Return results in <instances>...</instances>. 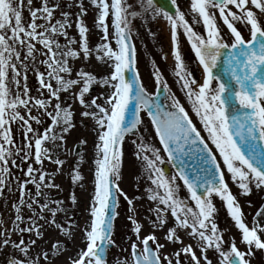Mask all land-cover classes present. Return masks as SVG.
<instances>
[{"label":"snow or ice","instance_id":"1","mask_svg":"<svg viewBox=\"0 0 264 264\" xmlns=\"http://www.w3.org/2000/svg\"><path fill=\"white\" fill-rule=\"evenodd\" d=\"M171 4L175 11L170 13L155 0H138V8L129 0H87V4L73 0L67 9L63 0H0V197L11 193L13 184L19 193L18 202L11 205L15 213L11 229L0 220V264H56L66 252L59 242L34 255L45 225L54 226L72 242L76 230L82 233V247L65 264H109L107 254L119 247L113 237L121 197L133 213L128 220L135 239L129 237L130 251L122 249L129 252V259H117L116 264H213L209 250L218 255V264H251L256 251L264 252V204L249 225L228 183L244 197L264 193V0H190L188 13L177 0ZM90 9L102 34L94 47L85 20ZM149 17L161 18L169 27L175 82L199 127L155 61L154 94L140 77L133 20ZM73 27L78 38L69 35ZM181 34L202 69L199 81L182 55ZM93 57L106 68L99 78L86 69H73L72 61ZM30 72L39 85L36 96L28 83ZM94 86L101 88L96 96L91 94ZM161 93L170 101L166 106L160 102ZM63 94L78 101L81 115L94 122L96 135L94 192L82 226L67 215L64 201L51 199L45 191L59 190L60 185L43 165L48 161L62 172L66 161L54 156L53 149L65 147L67 134L76 127L72 106ZM142 114L149 119L159 147L142 135ZM14 126L23 136L20 143ZM133 136L136 159L150 182L147 199L156 205L153 230L143 236L144 226L134 215V199L139 197L129 198L120 187L123 146ZM166 163L174 174L165 172ZM17 168L21 176L14 174ZM68 175L71 185L83 187L79 167L69 169ZM29 185H34V192ZM216 198L238 229L243 251L235 236L225 241L216 222ZM69 199L73 206L78 204L74 192ZM25 208L31 212L27 221ZM61 212L67 224L58 222ZM165 228L161 243L154 232ZM181 231L195 243L185 244ZM25 233L34 238L26 241ZM168 245L180 247L164 254Z\"/></svg>","mask_w":264,"mask_h":264},{"label":"rangeland","instance_id":"2","mask_svg":"<svg viewBox=\"0 0 264 264\" xmlns=\"http://www.w3.org/2000/svg\"><path fill=\"white\" fill-rule=\"evenodd\" d=\"M70 2H73V0H63L66 9L67 3ZM129 2L138 8V0H129ZM85 4H87V0H85ZM180 9L186 13L189 12V10L186 8L180 7ZM72 11H75V9H73ZM94 16L95 12L90 9L88 15L85 18L86 24L90 28V32L88 34L89 43L90 46L93 47L96 44L100 43L102 35L101 32L94 26ZM56 18H60L59 14H57ZM187 18L191 22V15H188ZM73 19H75V17H73ZM196 28L203 33V28L200 25H196ZM224 31L226 33V28L224 29ZM133 32V42L136 45L138 57L137 70L147 90L150 93H154L155 91V84L152 77V61H155L156 65L161 69L163 76L168 82L172 92L175 93L176 98L180 99L181 102L185 105L186 110L189 111L190 116L197 124V127H199V122L196 119L194 113H191L190 106L185 100L184 93L180 90L179 84L175 82L177 78L174 75V60L170 54V30L167 23L161 18H158L155 21L151 20L150 17L147 20L137 18L133 20ZM69 35L78 38L75 27L69 29ZM64 42V38L61 37L60 43L63 44ZM180 43L182 48V55L190 71L192 72L193 77L198 81L201 80L202 69H200L197 62L195 61V57L191 52L190 45L187 43L186 38L182 34L180 35ZM165 56H167V59H164ZM72 67L74 70H79L82 68L86 69L89 72L97 74L98 78L106 72V68L102 66L94 57L90 60L72 61ZM41 71H43L42 66ZM28 83L30 88L32 89V95L36 96V89L39 87V85L32 72L29 73ZM100 93L101 88L94 86L91 94L93 96H96ZM62 98L66 99L67 103L71 104L72 106L76 127L69 134H67L65 147L53 149V151H55V153L53 152L54 156H59V158L66 161L65 165L63 166L62 172H57L58 166L48 161H45L43 165V169L45 171L50 174H54V182L60 185L59 190L45 189V191L51 199L64 201L62 207L68 209L67 215L72 217L73 221L82 226L87 219V208L90 203L91 196L94 192V149L93 158H90L91 148L94 147V142L96 140L95 132L92 130V124L94 122L88 118H84L81 115L83 109L79 105L78 101L67 99V94H63ZM33 114H35V112ZM142 116L144 119V125L142 126V135L147 137L150 142L159 147L158 139L155 138L154 129H152L149 119L147 118L146 114H142ZM33 127L40 128V130L43 131L42 127L37 126L34 123ZM143 129H146V131H144ZM14 134L17 143H20L23 140V136L16 126H14ZM133 139H136V137L133 136L130 138H126V142L123 146L124 158L122 167V181L120 187L129 196V198L139 197V199H134V215L138 222H140L144 226L142 231L143 236L149 234L153 230L155 213L152 211V209H154L156 205L154 202L147 199V193L145 192V189L150 186V182L147 181L144 177L140 161L136 159V146L131 143V140ZM81 140H86L87 143L81 144ZM76 147H79L78 151H76ZM81 157H83L82 163H80ZM17 163H20L19 160L17 161ZM33 166L35 168L40 167L39 165ZM76 167H79L81 174L84 177L83 187L71 185L70 183V178L68 175L69 169H74ZM20 168H26V166L21 164ZM20 168L13 169V172L16 176L22 175ZM167 174L172 175L174 174V171L171 169ZM228 183L232 193L234 195H237L239 203L241 204L242 210L245 214V220L250 225L255 217L257 210L260 209L262 204H264V193L254 191L251 196L244 197L239 195L238 188L235 185H232L230 180H228ZM12 187L13 191L11 193L5 192L4 196L0 197V220L5 221L4 226L9 229H11V222L15 218V213L11 205L12 203L18 202L17 197L19 195V193L16 191L15 184H13ZM29 188L34 192V185H29ZM73 192L78 198V204L76 206H73L69 199L71 193ZM180 195L182 197H185L187 195L186 190H182ZM214 203L218 210L216 214V222L219 228L225 233V241H228L230 237L235 236L237 238L238 246H240L241 250L243 251L244 247L242 245H239L238 229H236V227L234 226V222L228 215L227 209L224 206L223 202L219 198H216L214 200ZM249 204H251V206H249ZM55 206V204L51 205V207ZM128 209L129 206L121 197L120 206L118 208L119 216L115 221V234L113 237L115 243L119 247H112L110 249L107 257L109 264H116L117 259L121 261L129 259V252L122 251V249H129V245L131 243L129 237H131L133 240L135 239L131 231L132 226L128 220L129 215H133V213H130ZM22 211L25 220L27 221L31 216V212L26 208ZM48 215L49 214L46 213V216ZM57 220L60 223H68L65 214L62 212L57 214ZM39 223L45 224L44 221H39ZM169 226H172L170 217ZM165 231L166 228L164 230L156 229L154 232V234L160 239L161 243H164L163 236L165 234ZM74 235V242L69 241L54 226L45 225L43 231V239L37 242L39 247L36 249V253H34V255L39 254L41 249H43L44 251L50 250L53 243L59 242L65 245L66 252L59 260L56 261V264H65V260L67 259V257L73 255L77 248L82 247V233L79 230H76ZM180 236L184 240L185 244L195 243L194 241L186 237L182 231L180 232ZM32 238H34V236H31L27 233L24 234V239L26 241ZM12 239L17 240L19 239V236L13 235ZM179 247L180 245H168L164 249V254H169L174 249H178ZM197 255L199 256L200 253L197 252ZM208 257L213 261V264H218L219 258L215 252L209 250ZM251 264H264V252L256 251L254 257L251 258Z\"/></svg>","mask_w":264,"mask_h":264},{"label":"water","instance_id":"3","mask_svg":"<svg viewBox=\"0 0 264 264\" xmlns=\"http://www.w3.org/2000/svg\"><path fill=\"white\" fill-rule=\"evenodd\" d=\"M155 3L157 4V6L163 8L165 11L168 12H174L175 8L173 7V5L171 4V0H155ZM165 101H167L164 97V94L161 93L160 94V102L162 104V106H166L167 104L165 103ZM79 147H76V151H78Z\"/></svg>","mask_w":264,"mask_h":264},{"label":"flooded vegetation","instance_id":"4","mask_svg":"<svg viewBox=\"0 0 264 264\" xmlns=\"http://www.w3.org/2000/svg\"><path fill=\"white\" fill-rule=\"evenodd\" d=\"M189 3H190V0H177V4L179 7L186 8L188 10H189ZM218 23L222 25V21H219V19H218ZM241 30L244 31L243 29ZM244 34H247V32H244Z\"/></svg>","mask_w":264,"mask_h":264},{"label":"bare ground","instance_id":"5","mask_svg":"<svg viewBox=\"0 0 264 264\" xmlns=\"http://www.w3.org/2000/svg\"><path fill=\"white\" fill-rule=\"evenodd\" d=\"M93 149H94V147L91 148V154H90V158H91V159L93 158V155L95 154V152H94V154H93ZM53 152L55 153V151H53Z\"/></svg>","mask_w":264,"mask_h":264}]
</instances>
